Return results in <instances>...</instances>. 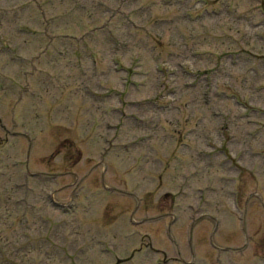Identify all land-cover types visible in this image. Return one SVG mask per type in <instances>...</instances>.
Wrapping results in <instances>:
<instances>
[{"label":"rangeland","instance_id":"rangeland-1","mask_svg":"<svg viewBox=\"0 0 264 264\" xmlns=\"http://www.w3.org/2000/svg\"><path fill=\"white\" fill-rule=\"evenodd\" d=\"M101 1L36 0L40 4L46 3L45 10L36 8L41 10L38 13V10L28 8L22 13L20 7L31 0H0V40L10 51L0 53V69L6 72L0 71V81L5 80L6 85L17 82L13 84L15 98L5 97L4 88L0 86V136L5 131L30 135V126L38 130L32 132L37 135H32L36 138L31 139V146L21 136L11 134L8 135L11 145L3 149L4 152L7 149L9 155L0 151V264H112L115 260L112 246L117 244L121 247L116 257H127L141 248L140 237L146 234L153 237L154 247L147 240L148 248L137 253L136 261L130 264H264V0H103L107 10L121 12L130 18L121 21L116 17L108 30H98L100 21L91 24L87 16H83L82 23L72 29L71 24L68 28L63 27L60 16L65 10L53 8L62 2L97 8V2ZM132 7L138 8L136 14L132 13ZM40 13L45 15L44 19L39 18ZM75 22H80V19ZM19 28L39 34L48 33L59 41L52 47L53 55L47 57V54L35 64L39 73L34 74L28 69L31 64L26 65L25 61L18 59L29 56L30 49L21 53L19 44L29 41L31 36L20 33ZM94 28L97 30L91 32ZM109 30H112V35ZM63 35L77 38H65L61 42L59 37ZM74 52H80L81 59L74 56ZM113 55L120 58V68L132 73L115 72L109 62ZM10 56L16 60L12 62ZM94 58L105 75L94 74ZM82 60L81 66L75 65L76 61ZM51 62L55 63L53 71ZM77 67H81L86 75L76 70ZM24 68L25 72H19L21 80L11 71ZM46 73L54 79L50 94ZM31 74L33 78L26 79ZM83 75L87 85L84 89ZM130 82L140 84L136 88L128 85L126 99L130 101H122L123 96L122 99L113 96L92 106L90 92L102 93L111 85L121 93L119 90ZM25 88L38 95L34 110L39 117L38 123L32 117L27 116L26 120L23 117V106L35 101L29 93L22 92ZM75 88L88 98L77 97L71 91ZM49 100L54 103V132L45 133ZM137 100L139 106H133L138 104ZM157 101H163L164 107L152 103ZM15 104H21L19 111ZM91 106V113L93 111L97 118L95 126L91 125L88 113ZM97 106L103 111L119 110L120 122L117 118L101 119ZM237 113L239 117L236 118ZM216 119L217 124L214 123ZM24 122L27 124L22 125ZM225 123H228L226 133L223 132ZM107 125L120 126L117 139L112 137L114 133L108 134ZM194 128L197 138L191 146L198 151H212L221 159L226 156L227 162L231 161L230 158L241 160L239 152L243 151L247 154L245 163L250 168L257 159L254 171L259 175L258 181L250 177L244 179L241 202L232 195L236 190L240 191L236 182L225 188V194L219 192L223 199L217 192L219 185L199 184L201 200L210 196L214 209L204 210V213L213 214L221 222L213 236L210 235L212 224L203 219L198 221V225L194 223L203 216V212L199 210L192 216L191 212L184 211L194 196L178 202L177 207L181 211L178 217L153 222L157 213L151 210L143 213L144 218L150 220L146 225L142 223L139 211L146 205L142 176H148L145 163L151 164L155 153L150 155V159L144 150L134 151L130 145V152L119 149L122 152L119 156L113 155L103 163L114 164L113 167L107 166L105 176L100 171L103 166L99 162L106 146L100 144L104 137L112 139L117 146L142 135L150 138L147 142L150 150L160 146L173 150L176 136ZM56 129L60 131L56 132ZM187 138L192 140L193 134H187ZM238 139L242 145L233 147ZM65 140L70 141L66 148L61 145L63 152L52 159L48 169L41 168L39 161L49 156L58 142ZM17 143L25 144L16 152L15 161L28 176L29 184L24 181L19 166H12ZM179 146L181 152L182 145ZM184 156L177 171L166 175L165 191H171L169 183L173 175L177 179H182V174L190 178L201 169L200 166L197 170L198 165L194 168L191 164L185 165ZM172 159L173 164L175 158ZM76 162L80 165L68 169ZM136 162H140L144 170L137 175L127 173L126 170L133 172L129 166ZM92 164L94 166L89 167ZM34 169L47 174L71 171L80 177L89 173L90 179L95 177L92 173H97L99 182L90 186L86 183L80 194L69 196L71 191L67 188L63 191L61 187L71 184L73 179L66 177L63 181H55L41 175L30 181ZM168 169L170 173L174 167L170 165ZM197 176L203 177L199 172ZM218 176L226 180L221 174ZM109 178L117 179L110 183ZM108 187L115 190L109 196L106 195ZM56 189H60L59 192L56 193ZM86 190L97 191L96 197H87ZM177 192L181 193V187ZM248 196L252 199L245 210L242 203L248 200ZM68 197L77 201L68 202ZM157 198L158 195L155 200ZM220 200H224L227 206ZM161 202L168 206V202ZM85 209L87 212H83ZM113 224L122 231H129L122 234L126 237L123 241L113 230L107 229ZM172 224L169 229L168 225ZM188 226L194 232L195 255L190 250L193 244L189 234L184 240ZM168 234L173 235L174 243L169 242ZM130 235L133 240L126 251L124 245L131 240ZM104 248H111L106 250L109 255L103 253ZM178 249L183 256L179 262L173 257ZM157 250L169 255L159 254ZM192 257L196 260L190 259Z\"/></svg>","mask_w":264,"mask_h":264}]
</instances>
